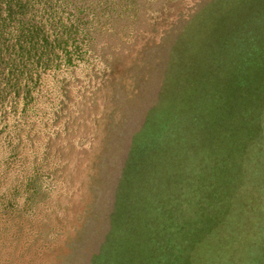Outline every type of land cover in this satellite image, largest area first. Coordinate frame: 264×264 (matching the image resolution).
Segmentation results:
<instances>
[{"label": "rangeland", "instance_id": "374dc122", "mask_svg": "<svg viewBox=\"0 0 264 264\" xmlns=\"http://www.w3.org/2000/svg\"><path fill=\"white\" fill-rule=\"evenodd\" d=\"M0 264H264V0H0Z\"/></svg>", "mask_w": 264, "mask_h": 264}, {"label": "trees", "instance_id": "16d2710c", "mask_svg": "<svg viewBox=\"0 0 264 264\" xmlns=\"http://www.w3.org/2000/svg\"><path fill=\"white\" fill-rule=\"evenodd\" d=\"M17 7L21 8L19 5Z\"/></svg>", "mask_w": 264, "mask_h": 264}, {"label": "bare ground", "instance_id": "6f19581e", "mask_svg": "<svg viewBox=\"0 0 264 264\" xmlns=\"http://www.w3.org/2000/svg\"><path fill=\"white\" fill-rule=\"evenodd\" d=\"M220 24V23H219ZM223 24V23H222ZM218 27V26H217Z\"/></svg>", "mask_w": 264, "mask_h": 264}]
</instances>
